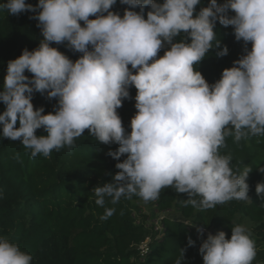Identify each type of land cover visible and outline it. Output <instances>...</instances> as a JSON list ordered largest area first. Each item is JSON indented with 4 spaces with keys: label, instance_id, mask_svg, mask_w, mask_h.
Returning a JSON list of instances; mask_svg holds the SVG:
<instances>
[{
    "label": "clouds",
    "instance_id": "obj_1",
    "mask_svg": "<svg viewBox=\"0 0 264 264\" xmlns=\"http://www.w3.org/2000/svg\"><path fill=\"white\" fill-rule=\"evenodd\" d=\"M119 2L139 7L140 12L125 9L121 16L111 11L117 0L0 4V11L10 15L34 13L29 18L38 21L42 36L36 49L25 48L7 63L0 90L5 105L0 138L19 140L32 158H48L53 150L75 147L85 130L100 143L118 144L107 155L126 159L116 163L119 171L112 182L92 190L101 207L106 197L113 204L132 196L155 201L165 188L186 194L184 205L197 211L233 200L252 202L246 182L252 168L234 171L231 154L222 155L220 150L229 137L238 144L264 136V0L222 4L210 0L198 13L201 0ZM146 6L151 10L145 18ZM217 21L232 26L235 40L245 47L233 66L209 84L196 66L211 49L220 47ZM181 33L184 39L174 42ZM53 42H67L70 50L82 55L72 61L51 47ZM166 44L169 48L158 56ZM227 54V46L216 53ZM130 87L136 89L137 111L130 120L131 131L126 132L117 109L130 98ZM34 93L55 98L54 111L44 114V107L34 108ZM38 129L46 135L37 136ZM256 193L264 199V183L256 185ZM114 211L106 209L100 219H108ZM196 231L203 235V228ZM188 246H195L191 237ZM185 251L181 249L174 264H184ZM199 254L203 264H253L256 242L246 224H235L230 239L224 231L209 233ZM32 261L31 254L0 236V264Z\"/></svg>",
    "mask_w": 264,
    "mask_h": 264
},
{
    "label": "trees",
    "instance_id": "obj_2",
    "mask_svg": "<svg viewBox=\"0 0 264 264\" xmlns=\"http://www.w3.org/2000/svg\"><path fill=\"white\" fill-rule=\"evenodd\" d=\"M6 0H0V4ZM35 6L38 0H25ZM163 3V0H156ZM210 0H201L196 6L198 13L207 7ZM218 4L224 0H217ZM140 12L117 3L110 9L123 16L124 10ZM150 6L144 9L145 18ZM195 14V13H194ZM32 12L10 15L0 11V90L6 74L7 63L18 58L22 51L36 49L42 39L38 21L30 19ZM229 15H234L229 11ZM95 17H90L94 19ZM83 26V22L81 21ZM220 47L213 48L197 65V70L209 84L221 78L222 71L233 66V62L244 54L243 41H236L232 26L216 22ZM185 37V34L183 33ZM190 42V41H189ZM64 44L51 43L69 59L75 61L82 53L74 52ZM224 46L228 54L219 57L216 53ZM251 49V43L247 45ZM161 49L158 56H163ZM131 68V66H129ZM135 70H133L134 72ZM31 78V73L25 72ZM130 98L117 109L126 132H130V120L135 115L136 89L129 88ZM34 108L44 107L45 113L54 111L55 98L34 93ZM5 105L0 102V113ZM19 125H17L18 127ZM37 136L46 135L38 129ZM75 147L53 150L50 157L26 154L19 140L0 138V236L18 244L22 251L33 257L32 264H174L184 252V264H203L199 254L198 240L184 222L206 228L222 229L227 238L235 224L244 223L256 242L257 256L253 264H264V199L256 193V185L264 183V136L250 137L238 144L233 138L226 139L221 154H231V167L242 172L252 168L247 178L249 197L252 202L230 201L215 208L197 211L184 205L186 194H178L172 188L161 191L155 201L144 202L137 196L122 197L116 204L105 198L103 207L96 205L92 191L96 186L112 182L119 171L117 161L107 153L115 151L118 144H103L91 137L87 130L75 141ZM140 203L151 204L159 214H167L162 220V230H155V223L148 224V216ZM114 213L106 220L100 217L106 209ZM176 213L177 218L168 214ZM195 246H188V238ZM143 245L149 253L142 258Z\"/></svg>",
    "mask_w": 264,
    "mask_h": 264
},
{
    "label": "rangeland",
    "instance_id": "obj_3",
    "mask_svg": "<svg viewBox=\"0 0 264 264\" xmlns=\"http://www.w3.org/2000/svg\"><path fill=\"white\" fill-rule=\"evenodd\" d=\"M182 39H184L183 33H181L180 35L176 36L174 38V42H180ZM169 48V46L166 44L164 48H162L163 51L167 50ZM141 206L143 207V211L145 214H147L148 218V224H159L161 226V222L162 219L165 218V216H167V214L163 215V214H159L156 212V210L154 209V206L151 204H145V203H140ZM169 216H173L174 218H177L179 215H177L176 213H171L168 214ZM143 248H145L143 246Z\"/></svg>",
    "mask_w": 264,
    "mask_h": 264
},
{
    "label": "built area",
    "instance_id": "obj_4",
    "mask_svg": "<svg viewBox=\"0 0 264 264\" xmlns=\"http://www.w3.org/2000/svg\"><path fill=\"white\" fill-rule=\"evenodd\" d=\"M163 215H165V214H163ZM184 223L188 226V228H189L190 231L194 232L195 238L198 240V249H199L202 241L207 238V235L209 233H211V234L214 235V234H216L217 231H223L222 229L206 228V227H204L202 225L193 224L191 222H184ZM190 224H193L194 226H191ZM197 227L203 228L204 232H203V235L202 236H198V233L196 231V228ZM155 230L157 232H159V231L161 232V230H162V224H161V226L159 224H155ZM226 238H227V234H226ZM143 246L145 248H143ZM143 246L141 247V249H142V258L149 253L148 246L147 245H143Z\"/></svg>",
    "mask_w": 264,
    "mask_h": 264
}]
</instances>
